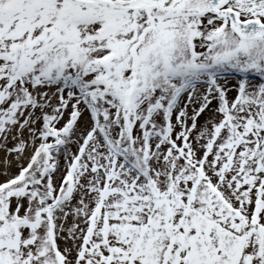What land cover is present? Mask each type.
Returning a JSON list of instances; mask_svg holds the SVG:
<instances>
[{
    "label": "snow or ice",
    "instance_id": "6c2138e0",
    "mask_svg": "<svg viewBox=\"0 0 264 264\" xmlns=\"http://www.w3.org/2000/svg\"><path fill=\"white\" fill-rule=\"evenodd\" d=\"M0 264H264V0H0Z\"/></svg>",
    "mask_w": 264,
    "mask_h": 264
},
{
    "label": "rangeland",
    "instance_id": "374dc122",
    "mask_svg": "<svg viewBox=\"0 0 264 264\" xmlns=\"http://www.w3.org/2000/svg\"><path fill=\"white\" fill-rule=\"evenodd\" d=\"M3 155V153L2 152H0V156H2Z\"/></svg>",
    "mask_w": 264,
    "mask_h": 264
}]
</instances>
